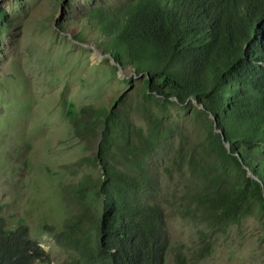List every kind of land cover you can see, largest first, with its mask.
<instances>
[{"label":"trees","instance_id":"1","mask_svg":"<svg viewBox=\"0 0 264 264\" xmlns=\"http://www.w3.org/2000/svg\"><path fill=\"white\" fill-rule=\"evenodd\" d=\"M85 15L110 57L144 88L142 100L122 91L109 106L70 113L77 133L95 138L101 173L65 186L74 211L53 233L68 251L60 264H164L168 236L151 170L160 149L166 170L190 171L186 210L209 229L200 230L189 260L177 250L173 264H197L210 251L209 235L253 211L264 216V0L100 1ZM152 100L161 110L197 102L207 120L199 148L183 155L182 145L168 144L169 117ZM82 160L91 158L75 163ZM28 231L0 216V264H36L44 249Z\"/></svg>","mask_w":264,"mask_h":264},{"label":"rangeland","instance_id":"2","mask_svg":"<svg viewBox=\"0 0 264 264\" xmlns=\"http://www.w3.org/2000/svg\"><path fill=\"white\" fill-rule=\"evenodd\" d=\"M100 1L113 0H0V216L7 227L28 225L29 236L44 249L36 264H60L68 256L53 238L74 211L66 184L101 173L93 158L95 138L77 133L71 111L84 104L109 106L122 91L130 101L142 100L141 79L130 78L128 65L110 57L100 29L85 15ZM150 105L169 117L168 144L174 150L180 144L187 155L199 148L207 120L194 109L196 101L162 110L155 100ZM83 156L91 160L75 163ZM151 160L154 198L168 236L164 264H173L177 250L189 260L201 242L200 230H209L186 210L190 171L166 170L164 149ZM209 240L210 251L197 264H264V216L258 211Z\"/></svg>","mask_w":264,"mask_h":264},{"label":"water","instance_id":"3","mask_svg":"<svg viewBox=\"0 0 264 264\" xmlns=\"http://www.w3.org/2000/svg\"><path fill=\"white\" fill-rule=\"evenodd\" d=\"M224 142H225V145L228 147L229 146V142H226V141H224ZM247 172H248L249 175H252V173L249 170Z\"/></svg>","mask_w":264,"mask_h":264}]
</instances>
